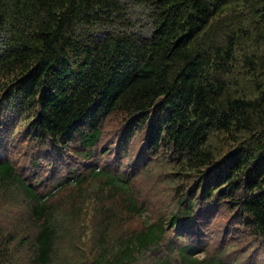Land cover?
Returning a JSON list of instances; mask_svg holds the SVG:
<instances>
[{"label":"trees","instance_id":"obj_1","mask_svg":"<svg viewBox=\"0 0 264 264\" xmlns=\"http://www.w3.org/2000/svg\"><path fill=\"white\" fill-rule=\"evenodd\" d=\"M120 1L0 0V126L93 159L54 201L0 152V208L25 210L0 217V264H215L221 211L224 230L264 241V0H138L146 36L118 23ZM157 154L176 207L123 229L146 211L134 184ZM89 182L104 195L92 208L71 191Z\"/></svg>","mask_w":264,"mask_h":264},{"label":"rangeland","instance_id":"obj_2","mask_svg":"<svg viewBox=\"0 0 264 264\" xmlns=\"http://www.w3.org/2000/svg\"><path fill=\"white\" fill-rule=\"evenodd\" d=\"M121 12L123 18L118 21L121 27H128L131 32H137L141 35H148L152 31V10L138 0H121ZM3 119V117H2ZM24 124L17 122L14 129L8 127L7 121L2 120L0 126V152L1 155L8 154L9 157L21 167L30 181L32 177L36 179L37 187L40 192H49L54 197L52 200L61 201L67 198L68 193L63 191L58 183L66 177V173L70 167H75L78 171L84 169L77 161L79 158L72 156L61 157L55 152L49 150L43 153L39 150L41 145L39 142L28 138H20ZM116 126V120L112 119L105 126V133L102 141H107L110 131ZM140 135L129 145V153L136 154V146L138 145ZM15 140V143L14 141ZM11 142V147L6 150V144ZM125 161V160H124ZM77 163V164H76ZM126 163V162H124ZM128 170L129 165L123 166ZM169 165L166 164L162 155H156L154 163L148 171L142 172L135 180L134 190L136 197L146 206V211L142 217L130 218V221H124L123 229L126 226L140 227L142 221L147 219H156L164 213L171 212L175 209L174 190L169 188V183L165 181L164 175L168 173ZM132 171V170H131ZM136 171V170H134ZM74 193L80 192L83 201L88 203L92 208L96 201L102 200V190L96 182H89L84 187H78L71 190ZM104 204V202H102ZM100 206V205H99ZM85 207H88L86 205ZM18 208L12 207V210L2 207L0 208V217L6 224L11 223V215L13 211L20 212L19 215H25V210L21 204ZM89 210V209H87ZM86 211V210H85ZM95 212H99L96 210ZM229 215L221 211L217 218L212 221L207 233L206 253L222 264H264V241L252 236L247 229L237 226L239 229H233L229 226V230H224L226 219ZM89 218L87 217L86 220ZM92 224V223H91ZM205 222L201 223L204 226ZM122 229V228H120ZM172 239V237H168ZM173 243H179L178 239L171 240ZM201 256V255H200Z\"/></svg>","mask_w":264,"mask_h":264}]
</instances>
